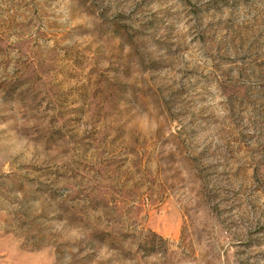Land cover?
Masks as SVG:
<instances>
[{"label":"rangeland","instance_id":"obj_1","mask_svg":"<svg viewBox=\"0 0 264 264\" xmlns=\"http://www.w3.org/2000/svg\"><path fill=\"white\" fill-rule=\"evenodd\" d=\"M0 264H264V0H0Z\"/></svg>","mask_w":264,"mask_h":264}]
</instances>
